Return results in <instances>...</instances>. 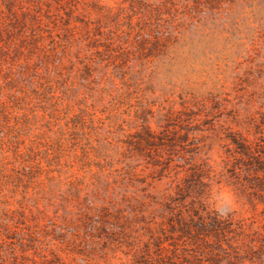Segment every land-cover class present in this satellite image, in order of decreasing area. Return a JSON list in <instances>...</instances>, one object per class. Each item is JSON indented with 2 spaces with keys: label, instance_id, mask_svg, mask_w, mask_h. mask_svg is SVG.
Wrapping results in <instances>:
<instances>
[{
  "label": "rangeland",
  "instance_id": "1",
  "mask_svg": "<svg viewBox=\"0 0 264 264\" xmlns=\"http://www.w3.org/2000/svg\"><path fill=\"white\" fill-rule=\"evenodd\" d=\"M18 65L98 119L38 183L6 169L0 264H264V0H0V88Z\"/></svg>",
  "mask_w": 264,
  "mask_h": 264
},
{
  "label": "trees",
  "instance_id": "2",
  "mask_svg": "<svg viewBox=\"0 0 264 264\" xmlns=\"http://www.w3.org/2000/svg\"><path fill=\"white\" fill-rule=\"evenodd\" d=\"M190 1L196 6L197 0ZM18 66L17 73L14 72L5 78V83L12 84L16 81L19 86L10 85L9 91H5L4 87L0 88V181H8L9 174L6 169L10 168L15 172L16 179L34 185L38 183L40 170L45 166L49 169L51 165L49 151L55 148L51 149L50 146L60 145L58 148L63 149L62 147H67L69 143L72 148L70 152H73L75 159L84 156L86 150H78L81 146H85L88 139L86 136L96 127L98 118L95 113H90L87 107H81L70 114L71 102H69L68 106H64L68 110L66 113H69L66 114L67 117L62 120L57 119L54 112L58 103L57 99L54 101L56 94L52 90L54 82L51 79L54 78L55 72L46 68L47 77L44 78L41 76L43 70L36 69L30 73L27 67L21 70L22 66ZM9 70L12 72L10 68ZM43 79L48 84L42 86L44 96L41 97L37 91ZM67 91L63 94H68ZM148 128V124H143L142 131H138V128L134 130L143 133L138 135L137 151L141 149V145H155V136L150 134ZM104 157L113 160L110 155ZM12 178L15 179L14 176ZM34 193H37L35 188ZM23 200L22 204H19V211H15L30 215L37 212V214L48 216L47 206H41L28 191L25 192ZM8 209L10 208H5L3 211L15 213ZM10 214L8 216L6 213V217H10Z\"/></svg>",
  "mask_w": 264,
  "mask_h": 264
}]
</instances>
